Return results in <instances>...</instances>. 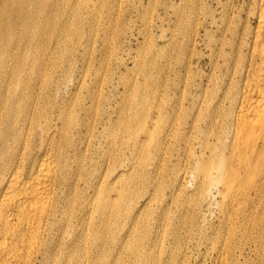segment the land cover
<instances>
[{
    "label": "bare ground",
    "instance_id": "6f19581e",
    "mask_svg": "<svg viewBox=\"0 0 264 264\" xmlns=\"http://www.w3.org/2000/svg\"><path fill=\"white\" fill-rule=\"evenodd\" d=\"M243 2L246 19L239 15L240 23L234 16L205 14V22L210 19L213 31L220 32L206 46L217 58L215 68L225 66L220 85L213 77L215 92L201 83L204 93L182 90L176 98L166 95L169 81L164 87L149 79L144 85L126 79L124 92L101 77L98 67L93 78L82 71L72 83L81 95L73 90L74 100H67L61 92L72 81L74 62L67 74L56 65L55 79L41 61L11 70L0 61V264H193L190 247L212 240L202 225V207L211 202L216 185L229 220L240 217L215 238L224 239L231 252L258 241L254 227L264 240V222L252 208L264 200V0ZM11 26V20L0 22V35L10 34ZM67 28L61 44L73 45L67 50L72 58L76 48L89 54L92 41H83L81 33L76 37L77 31L70 37ZM204 30L208 37L210 29ZM188 177L195 183L191 203L181 199L188 196L182 187ZM157 196L163 206L169 198L176 201L180 215L170 217L165 208L163 214L147 215ZM226 257L221 264H242ZM258 263L264 264V253Z\"/></svg>",
    "mask_w": 264,
    "mask_h": 264
},
{
    "label": "rangeland",
    "instance_id": "374dc122",
    "mask_svg": "<svg viewBox=\"0 0 264 264\" xmlns=\"http://www.w3.org/2000/svg\"><path fill=\"white\" fill-rule=\"evenodd\" d=\"M87 1L88 2L86 3V1L84 2V0H78V2L77 0H34L29 2L28 0V2L25 1L26 3H24L23 5L21 4V6H19L20 4H18L17 2L20 1L11 3V0H0V4L2 5V6L0 5V22H2L3 20H8V21L11 20L13 24V26H11L10 28V34L4 33L3 35H0V53L2 57L0 61L5 63V65L7 66L6 69L11 70L12 65L17 66L19 64H24L28 66L35 64L36 61H41V63L44 62L45 63L44 65L48 67L46 68L47 71L50 69L49 71L53 72L56 69L55 68L56 65H60V68L62 70L65 69L67 74L68 73L67 71H70L69 67H71L69 65L72 62H74L75 65L74 63L72 64V66L74 65L72 81L69 83L68 87L66 89L64 88V90L61 92V95L66 97L67 100L70 98L74 100L75 98L74 94L79 95L80 92L78 91V87H76L72 83L76 82L77 78L83 75V72L84 74L87 73V71L90 72V74H92L91 78H93L95 77L94 74L95 71H97L96 73L98 74L99 69H101L99 73L101 77L111 78L113 83L116 85L119 84L120 90L121 91L124 90V92L126 91L125 82L127 80L128 81L126 83H128L129 85H131L132 82H135L137 80H139L138 81L139 83L137 82L138 84L144 85L148 79L150 85L151 84L153 85V83L155 84L157 80H159L158 82H160L161 84H163L164 82L168 83L169 81V83L171 84L170 85L168 83L170 86L169 88H171L172 90L167 88L166 86V88L168 89V90L166 89V95L169 96L175 95L174 97L176 98L180 96V92H182V90L184 91L187 90L189 93L192 90L191 94H189L186 91V93H188L189 95H193V91L194 94L204 93V90L198 89L199 88L198 85L201 83H203L204 87L207 90L209 89V91L215 92L216 90L214 88L217 87L216 86L217 83L219 82L218 85L221 84V80L225 72V66L221 67L222 70L218 69L217 67L215 68L214 65L218 61L215 62L214 60H217V58L214 57L212 54H210L211 51L206 46V42H210L211 40L213 41V39L215 40L220 38V32L213 31L214 27L211 26V23L209 22L210 19L207 20L208 22H205L206 20L205 14L206 16H208V18H210L212 13H214V15L218 17H221L220 15L223 16L224 14L227 17L234 16V20L240 23L239 15H241L246 19V7H247L246 5H244L243 0L240 1L239 0H234V1L233 0L232 1L231 0H108V2H110L108 4H107V0H99V1L92 0V2H90L89 0ZM87 4L89 5V8L87 7L88 6ZM240 4L242 5L243 8H240L241 6ZM90 7L93 9L91 10ZM101 7L103 10L101 9ZM75 8L77 10H75ZM239 8L240 11H238ZM109 9L111 10V12L109 11ZM78 10L80 12H78ZM91 11L92 12L96 11V13L94 12L92 13ZM238 12H240L241 14ZM72 15L76 17H72ZM81 17L83 22L81 21ZM79 19H80V24L78 22ZM254 24H255V20L252 21L253 27ZM68 26L70 27L71 29L70 31L72 33L70 37L73 36L75 31H77L78 32L77 35L75 33L76 37H79L80 35L81 37H83L84 35L83 41L87 43H89L88 41L90 40L92 41L89 43L90 44L89 47L91 48V49L89 48L90 50L89 54L91 53V55H89L87 51H85L86 52L85 53L82 47L79 48V51L76 48L77 54L75 56V60L76 59L77 60L75 61L73 59L74 57L71 56L73 52L71 53L68 52L70 49L69 46L73 48V45L71 43L68 44L67 46L61 44L63 43L64 40L63 30L68 29L67 28ZM205 27L210 29L209 34L211 33V35L208 34L207 35L208 37L205 36L206 35L204 30ZM78 28L83 32H79L80 30ZM106 28L108 31L106 30ZM60 35L62 36L60 37ZM105 35L108 36L106 41L103 40L104 38H106ZM209 37H211V39ZM58 45L61 46L59 47ZM45 46L48 47V49ZM105 46L106 47L108 46L109 48L108 47L106 48ZM182 46H185V48ZM66 47H68V49ZM179 47L182 49H178ZM36 51L38 52L36 53ZM47 51L50 53H48ZM61 52H62V56H61ZM4 53L6 54L4 55ZM83 53L85 55L88 54L89 56L88 55L85 56ZM48 54L49 56H46ZM178 55L181 57H179ZM98 60L100 63L98 62ZM56 62L59 64H56ZM101 62L103 65L101 64ZM220 62L222 63L223 61L220 60ZM91 63L95 67H93ZM156 64L157 66H155ZM87 65L90 67H87ZM100 66L102 68H100ZM106 68L108 71L106 70ZM214 70L218 73H216ZM58 71H60V69ZM113 73H115L116 75ZM218 74L221 77H219ZM59 75L60 74L56 75L53 72L52 77L54 78L59 77ZM155 76L157 78H155ZM213 77H216L218 82L215 81L216 78L213 79ZM210 79L212 80L213 83H211ZM188 80L191 82H189ZM207 83L208 84L210 83L209 84L210 86ZM178 84L181 87H178ZM162 87L163 86H161L160 88ZM164 87H165V83H164ZM162 89L165 90V88ZM73 90L75 91V93ZM76 91L78 92L76 93ZM81 92L82 95H85L87 93L86 90H83ZM174 92L176 93L174 94ZM104 93H106V95L112 96L111 91L108 90L107 87L104 88ZM113 105L114 106L116 105L115 101L113 102ZM182 155H184L183 151H182ZM128 158L129 157L126 152L124 154V159H123L124 164L128 162ZM194 185H195L194 179L191 177H188L183 181L182 187L185 188V195L188 196H185V198L181 197V199L183 198L182 201L187 200V202L191 203L192 202L191 200L196 197L191 195L189 197V194L192 193L191 191L194 188ZM221 189L222 188L220 185H216L212 189L211 202L209 204L206 203L202 207L203 213L205 214L206 217L205 218L206 220L203 222L204 224H206L205 225L206 228L203 223L202 225L204 230L208 231L209 235L212 237V240H210V243L209 241H207L206 243H200L198 245L195 244L190 247L189 255L191 256L192 262H194L195 264H221L220 261L222 257L227 256L226 258L229 259L230 256H235L238 260L240 259V262L242 264H247V262L248 264H259L258 263L259 258L264 253V245H263L264 240L263 239L260 240L261 237L258 238L259 236H261L260 235L261 232H259V230L257 231V227L253 228L252 226H250V228H253V231L255 232L254 235L256 236L258 241L249 242L250 245L249 244L246 245L247 247L245 246L242 251L241 249L238 250L236 249V251L234 250L233 252H231L229 250L230 247L228 248V245L225 246L224 239L222 240L217 239L219 237L218 235L219 233L221 237L222 235L223 236L226 235L229 232L230 228H232L233 226L232 224L237 223L240 217V216H235V218L231 220V221L234 220V222H231L229 220L228 215H226V209L223 208L224 206L222 204L223 202L222 196L219 195L218 193ZM154 192H155L154 187L153 186L150 187L149 194L152 195ZM157 197L155 200L158 203L155 202V200H153L154 204L152 202V204L149 206L150 207L149 210L147 209L146 211L147 215H149L152 211L157 214H163L162 213L164 211L163 208H165L166 211L168 210L170 217L175 218L176 216L178 217L180 215L181 211L178 210L179 207H177L178 203L176 201H173L172 198H169L168 203L163 206L161 203L163 197H159V196ZM255 204L256 205H254L252 208L254 209L255 213H257L256 215L259 214L262 219V222H264V200L262 201L261 199L260 200L257 199ZM228 222H230L229 223L230 225L228 224ZM263 225L262 228L264 227ZM216 236L217 238H215ZM222 242L224 244H222ZM249 247H251L252 250ZM222 249H224L225 251H222ZM239 254L242 257H240ZM246 257H248L249 260L248 259L246 260Z\"/></svg>",
    "mask_w": 264,
    "mask_h": 264
}]
</instances>
